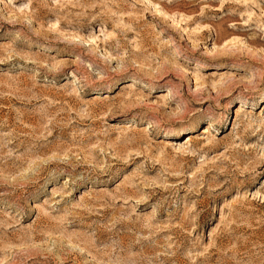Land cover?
<instances>
[{"label": "rangeland", "instance_id": "374dc122", "mask_svg": "<svg viewBox=\"0 0 264 264\" xmlns=\"http://www.w3.org/2000/svg\"><path fill=\"white\" fill-rule=\"evenodd\" d=\"M263 10L0 0V264H264Z\"/></svg>", "mask_w": 264, "mask_h": 264}, {"label": "bare ground", "instance_id": "6f19581e", "mask_svg": "<svg viewBox=\"0 0 264 264\" xmlns=\"http://www.w3.org/2000/svg\"><path fill=\"white\" fill-rule=\"evenodd\" d=\"M145 1H146V0H145ZM202 1H203V0H202ZM147 4H148V2H147ZM147 4H146V5H147ZM154 7H155V6H154ZM215 10L217 11V9H215ZM215 10H214V11H215ZM214 11H212V12H214ZM156 13H157V16H158V15H159V16H162L163 18H166V19H168V20L172 17V15H171V16L169 15L170 12L168 13L166 10L164 11V9H163V10H156ZM174 16H175V15H173V17H174ZM175 17H176V16H175ZM262 17H264V10L262 11ZM176 18H177V17H176ZM179 18L181 19V17H179ZM179 18H177L176 20H178ZM172 19H173V18H171V20H172ZM260 19H261V18H260ZM261 20H262V19H261ZM172 21H173V23H174L175 25H177L176 21L174 22V19H173ZM185 21H186V20L184 19V22H185ZM230 21H232V20H230ZM233 21H234V20H233ZM233 21H232V22H233ZM170 22H171V21H170ZM178 22H179V21H178ZM263 22H264V21H263ZM181 23H183V22H181ZM181 23H180V24H181ZM223 23H224V22H223ZM237 24H238V23H237ZM239 24H240V23H239ZM183 25H185V24L183 23ZM221 25H222V24H221ZM231 25L234 26V25H236V23H233V24L231 23ZM185 27H186V26H185ZM223 27H224V26H223ZM234 27H235V26H234ZM263 27H264V24H263ZM179 29H180V27H179ZM184 29H185V28H184ZM174 30H175V29H174ZM180 30H181V29H180ZM185 30H186V29H185ZM178 31H179V30H178ZM205 31H206V30H205ZM203 32H204V31H203ZM203 32H202V33H203ZM174 33H175V32H174ZM230 34H231V32H230ZM227 35H228V34H227ZM227 35H226V36H227ZM231 35H232V34H231ZM242 35H243V34H242ZM203 36H204V35H203ZM215 36H216V39H218V38L220 37V36H218L217 33H216ZM226 36H225V37H226ZM223 37H224V36H222L221 38H223ZM225 37H224V38H225ZM244 37H245V36H244ZM198 38H199V37H198ZM198 38H197V39H198ZM233 38H234V37H233ZM233 38H232V39H233ZM91 39H92V38H91ZM200 39H201V38H200ZM237 39H238V38H237ZM244 39H245V38H244ZM244 39H243L242 41H244V44H245L246 42H245ZM88 40H90V39H88ZM93 40H94V39H93ZM93 40H91V44L93 43ZM221 40H222V39H221ZM230 40H231V39H230ZM227 41H228V40H227ZM235 41H236V40H235ZM235 41H234V42H235ZM228 42H229V41H228ZM238 42H239V39H238ZM222 43H223V42H222ZM235 43L237 44V42H235ZM91 44H90V45H91ZM94 44H95V43H94ZM223 44H224V43H223ZM226 44H227V43H226ZM226 44H225L224 47H226ZM229 44H231V42H229ZM240 44H241V42H240ZM242 44H243V43H242ZM91 46H92V45H91ZM94 46H96V45H94ZM218 46H219V45L215 42V43L213 44V48H212V50H210V51H211V52H215V55H216V56H221V55H223L224 53H226V52H225V49L223 50L224 47H223L222 50H221V49L218 48ZM227 46H228V45H227ZM249 47H250V46H249ZM220 48H221V47H220ZM217 49H218V50H217ZM229 49H230V48H229ZM227 50H228V49H227ZM228 51H229V50H228ZM231 51H232V50H230V52H231ZM232 53H233V54H232ZM232 53H231L232 55H236V54H234V52H232ZM211 54H212V53H211ZM228 54H229V53H228ZM226 55H227V54H226ZM223 56L225 57V55H223ZM210 57H211V56H210ZM212 57H213V56H212ZM216 58H217V57H216ZM223 66H226V65H223ZM220 68H221V67H220ZM225 68H226V67H225ZM203 70H204V69H203ZM217 73H218V72H217ZM211 76H212V75H211ZM164 96H165V95H164ZM162 97H163V96H162ZM263 97H264V94H263ZM167 98H168V97H167ZM167 98H166V99H167ZM166 99H165V100H166ZM168 99H169V98H168ZM238 110H239V111H242L241 109H238ZM239 111H238V112H239ZM239 114H241V112H239ZM190 133H191V132H190ZM209 133H210V132H209V130H208L207 128H203V130H202V132H201V134H202L203 136L209 135ZM170 135H171V134H170ZM185 139H186V142H187V143H189V142L191 141V140H190V137H188V136L185 137ZM200 140H201V141H205V138L202 137ZM261 152H263V148H261ZM263 153H264V152H263ZM263 186H264V185H263Z\"/></svg>", "mask_w": 264, "mask_h": 264}]
</instances>
